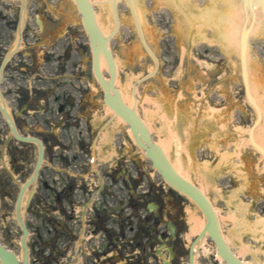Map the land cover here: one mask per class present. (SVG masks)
<instances>
[{
  "label": "rangeland",
  "instance_id": "374dc122",
  "mask_svg": "<svg viewBox=\"0 0 264 264\" xmlns=\"http://www.w3.org/2000/svg\"><path fill=\"white\" fill-rule=\"evenodd\" d=\"M135 1L138 13L134 0L132 5L128 0H119L120 30L110 42L116 58L119 86L123 93L126 92L132 101H135L134 107L153 128L152 134L156 142L160 136L167 139L172 134L179 139L181 145L187 147V153H183L181 157L187 173L186 178L203 190L210 199L219 217L223 235L232 240L230 244L232 251L245 263L263 264L264 237L262 238L260 233L247 231L246 228L254 229L255 226H259L257 220L264 219V160L248 143L247 130L255 121L256 112L248 104L244 94L240 67L237 64L238 54L236 51L228 53L219 50L218 44L213 41H219L220 38L213 34H208L209 40L202 38L195 40L196 34H191L186 14L173 8L172 4H169L170 0ZM190 1L188 0V5H195L200 14L202 9L210 8L213 4L222 10L224 3L222 0H207L202 6L205 8H201L199 0ZM93 3L96 5V13L100 20L104 19L106 25H110L108 21L111 22L107 33L112 32L115 28V18L110 0H93ZM56 14H59L61 20L54 27L58 28L55 34H58L59 30L67 31L68 27L74 29V32L70 33V42L77 44L75 50L81 57V75L89 83L87 89L82 86L75 89L76 97L81 95L79 118L73 114V109L69 110L64 105L66 114L63 117L66 128L72 122H76L77 129L81 127L79 131H70L68 135L79 133L78 144L81 147L84 145L87 147L86 137L90 140L99 139L97 152L99 156L103 145L106 146L103 148L105 154L115 149V145L111 146L112 142L110 143L113 138L119 137L120 141H123L125 147L122 150L124 154L126 153L129 164L127 167L118 164L112 176L115 177L122 171L127 173L128 180H124L123 185L128 191L129 205L133 207L141 205L145 210L158 212L162 220L161 226L166 233L175 232L174 249H169L168 241H164L159 254L160 260L170 264L172 257L169 253L173 250L175 264H188L190 245L198 235L192 230L194 225L192 219L204 221L202 212L192 200L171 188L155 172L144 153L135 145L125 123L115 118L104 105L102 88L91 75V55L85 48L87 36L73 0H60L54 13L55 18L58 17ZM216 15L219 16L218 12ZM40 19L45 27L53 28L46 17L42 16ZM140 21L155 53L145 47H148V44ZM137 22L142 36L138 32ZM214 25L215 32L219 26L218 23ZM206 26L207 30L209 26ZM261 26L262 34L259 38L250 36V70L251 81L254 82L258 100L264 108V22H261ZM206 33L208 31L201 34ZM201 34L199 35L202 36ZM54 38L55 36L50 37ZM48 42L51 44L50 40ZM70 42L59 41V50H64L62 54H58L61 56L60 59L64 60L60 62L64 65V71L69 69L66 68V62L76 64L79 57L75 55L76 60L73 59V50L68 44ZM206 46L214 48H207L203 54L200 53L199 49H205ZM155 54L158 67L154 62ZM50 57V61H53L54 55ZM61 87L63 88L60 92L54 93L59 104H63L68 97H74L72 88L69 89L66 82H63ZM52 101L44 105L46 112L51 110L53 114L56 106ZM29 107H36L37 110V101L33 100ZM1 117L3 118L2 115ZM18 118L20 124L22 123L21 128L18 127L20 132L38 136L36 132L41 130L26 127L27 117ZM50 119L57 120L58 115L54 117H49L47 113L44 117L34 115L33 122L35 120L36 123L46 125ZM2 123L3 121H0V124ZM90 123L93 125L91 130ZM87 124L88 127L85 126ZM262 124L264 120L261 126ZM92 130H97V134L93 135ZM260 131L263 135L264 127ZM0 135V241L22 259L24 257L21 245L22 230L15 206L20 188L34 173L38 148L33 146L32 149L26 150L14 143L9 149L8 145L12 138L5 124L0 127ZM226 152L234 155L222 163L221 155ZM54 156L49 149L46 150L39 178L27 188L21 205L20 217L30 230L28 241L30 264H59L61 256L67 251L73 252L75 247L70 243L65 251L59 240L53 241L54 238L66 233L59 223L60 216L54 211V207L61 208L56 201L57 193L54 190L48 191L49 179L45 175L46 164L52 163ZM99 158L107 160L103 156ZM170 159L171 162H176L175 150L172 151ZM206 164L210 165L209 171L204 168ZM137 172L139 180L132 178V174ZM113 182L117 181L114 179ZM143 183L144 189H139V185ZM144 191L146 193H143ZM113 193L115 191L112 190ZM115 198L119 199V196ZM104 200L112 201V195L106 196ZM49 201L54 203V206L50 207ZM240 205L244 210V217L239 212ZM231 214L239 215V223L242 225H235L229 218ZM148 216L153 217L154 214ZM132 223L135 226L137 224L129 220L128 226L131 231L134 229ZM238 232L243 234L238 236ZM203 240L196 246L198 251L195 264H225L217 254L213 241L209 237ZM247 247L249 248L247 252L242 251V248ZM46 253L50 256L46 257ZM83 262L89 263L86 259ZM83 262L76 259L71 260L70 264Z\"/></svg>",
  "mask_w": 264,
  "mask_h": 264
},
{
  "label": "water",
  "instance_id": "95a60500",
  "mask_svg": "<svg viewBox=\"0 0 264 264\" xmlns=\"http://www.w3.org/2000/svg\"><path fill=\"white\" fill-rule=\"evenodd\" d=\"M75 2L81 14L84 28L89 36V41H90L92 54H93V70H94V74L97 80L99 81L101 87L103 88L104 103L112 111H114L117 116H119L129 125L131 133L135 138L137 146L140 147L145 152L152 166L161 174V176L170 185H172L177 190H179L180 192L188 196L192 201H194V203L200 208V210L204 214V217L206 219V225L202 233L200 234V236L197 238L196 242L200 238L204 237L207 233L209 237L213 240L218 254L221 256V258L224 260L226 264H244L243 261H241L226 244L220 232V227H219L216 213L214 212L209 202L210 199L208 201V199L200 192V190L196 186H194L192 183L184 179L182 176H180L176 172V168H173L171 166L163 150L160 148V146H158L154 142L153 137H152L153 134L150 133L147 126L145 125L141 117L136 112L137 111L136 108H135L136 110L135 111L133 108L128 107L124 103L122 91H119L115 86L116 85L115 80H116V74H117L116 64L114 62L112 52L110 51L108 47V43L112 35L118 30V27H119V21H118V18L116 15V9H115L116 0H113V9L116 15V31L113 34L109 35L108 37H105L103 35L102 31L100 30L98 26V23H97L98 21H96L94 8L92 4L90 3V0H75ZM134 3H135L136 10H137V5H136L135 0H134ZM224 5L225 4L223 3L222 11L226 10V7ZM254 5H255V10H253ZM231 6H233V4H231ZM241 7L245 11H247V8H248V10H250L252 13H249V12L243 13ZM237 8H236L237 9L236 11L234 10L233 12L231 11L227 12L228 14L231 13V16H233L234 19H233V23H231L230 25H225L226 27L225 28L223 27V30L227 31L232 28L235 29V33L233 37L229 36V38L235 44V47L239 48V35L241 33L240 27L245 26L244 27L245 29V28H248V26H251V28L253 26L254 30L251 33L256 32L257 28H259L256 34L253 33L254 36L252 34L250 36H253L256 38H259L261 36L262 34L261 21L264 22L263 20L264 19V13H263L264 12V0H241V5L238 4ZM118 13H119V0H118ZM137 13H138V10H137ZM138 17H139V14H138ZM228 17L229 16H224L223 20H221V23H228L227 22ZM140 24H141L143 34H144V37L146 39L149 49L155 53L153 47L151 46L146 36V33L144 31L141 21H140ZM231 25H234V27ZM251 28L244 31L241 37V45H240L241 73H242V79H243L247 99L257 112V120L252 125L250 135H249L250 142L253 145V147L264 157V150L254 141L261 128V124L260 126L257 127V125L261 121V111L257 106L256 97L251 96L250 42H249L248 55H247V39H248L249 31ZM260 29H261V32H260ZM155 57H156V54H155ZM155 57H154V62H156L155 59L157 58ZM102 58L105 60L107 67H108L109 80H106L103 77L101 70H100V61ZM247 65H248V72H249V77H250L249 80H248ZM11 128H12L13 133L18 139L22 141H27V142L33 141L40 145V156H39V160H38V164L36 168V174H37L40 168L42 157H43L42 143L40 141H37L36 139L23 138L16 133V130L13 126ZM255 129H256V132L253 136V132ZM35 179H36V175H34L32 180L34 181ZM27 185L24 186L19 196L17 210H19L22 195ZM22 227L24 230L23 240H22L23 249H24L23 262L20 263L17 257L15 256V254L11 252L10 250L6 249L0 243V263L1 264H28L27 262L28 251H27V247L25 244V239L28 235V231L23 223H22ZM192 250H193V247L191 248V252H190V264H194V255H193Z\"/></svg>",
  "mask_w": 264,
  "mask_h": 264
},
{
  "label": "bare ground",
  "instance_id": "6f19581e",
  "mask_svg": "<svg viewBox=\"0 0 264 264\" xmlns=\"http://www.w3.org/2000/svg\"><path fill=\"white\" fill-rule=\"evenodd\" d=\"M92 2H93V0H92ZM174 2H176V3H174ZM174 2H170V5L172 4V6H173V8H175L177 11H179V12H182L183 10H184V8L185 9H187V1H184V0H177V1H174ZM204 12H205V14L204 15H201V16H204V17H207V16H209V17H211V19H212V16H211V11L210 10H208V8H206L205 10H204ZM207 14V15H206ZM96 17H97V21H98V25L100 26V28L102 29V31L106 34L107 32H108V28L111 26V22L110 21H108V23L110 24V25H106L104 22V19H102V21L100 20V18H99V15H97L96 14ZM205 20H204V24H210V26H211V22H209V19L207 18H204ZM262 22V21H261ZM105 24V25H104ZM231 42V41H230ZM229 45H230V43H229ZM238 50H239V48H237ZM239 52V51H238ZM114 59H115V61H116V58H115V55H114ZM117 64V63H116ZM101 70H102V72H103V74H104V76H107V75H105L106 74V70H107V68H106V64L104 63V60H102L101 61ZM253 84H254V82H252L251 81V96L252 97H256V103H257V106H258V108L260 109V111L262 112V123H263V120H264V108L262 107V104L259 102V100H258V95H257V92H256V89L254 88V86H253ZM116 88H118L120 91H122L121 90V88H120V86H119V81H118V78L116 79ZM122 95H123V98H124V102L128 105V106H135V101L133 102L132 101V99H131V97L129 96V94H127L126 92H124L123 93V91H122ZM155 109H156V112H157V105H156V107H155ZM119 121H121L120 119H118ZM145 121V120H144ZM146 122V121H145ZM146 124H147V122H146ZM147 126L149 127V129H150V131L152 132V127H151V125L149 126L148 124H147ZM263 127H264V124H262V126H261V128L263 129ZM257 129V128H256ZM256 129L254 130V132H253V136H254V134H255V132H256ZM262 129H260V130H262ZM259 130V132H258V134H257V136H256V138H255V142H256V144H258L263 150H264V134L263 135H261L260 134V131ZM249 132V128H248V130H247V133ZM160 134H161V132H160ZM158 146H160V148L163 150V152L166 154V157L168 158V161H169V163L171 164V166L173 167V168H176V171L181 175V176H183L185 179H186V177H187V173L185 172V170H184V167H183V164H182V159H181V157H182V154L183 153H187V147L186 146H183V145H181V143L179 142V139L177 138V137H175L174 135H170L167 139H163L161 136L158 138V142L156 143ZM173 150H175V152H176V156H177V160H176V162L175 163H173V162H171V156H172V151ZM234 155V153H232V154H230V153H228V152H226V153H224V154H222L221 155V160H222V163H225L226 161H228V160H230V157L231 156H233ZM204 168L207 170V171H209L210 170V165L209 164H206V165H204ZM204 194H205V192L203 191V190H201ZM211 203V202H210ZM211 205H212V203H211ZM212 207H213V209H214V211L216 212V210H215V208H214V206L212 205ZM239 212L242 214V217H244V210H243V208H242V205H240L239 206ZM216 214H217V212H216ZM229 218H231L230 220L231 221H233L234 223H235V225H242V224H240L239 223V221H240V218H239V215H237V214H231L230 216H229ZM193 220V227H192V230H193V232L194 233H198V234H200V232L201 231H203V229H204V226H205V220L204 221H202V220H200V219H196V218H194V219H192ZM218 220H219V217H218ZM257 222L259 223V226L257 227V226H255V228L253 229V227H249V228H246L247 229V231L249 230V231H251L252 233H260V234H262V238L264 237L263 236V234H264V219L263 220H257ZM237 223V224H236ZM239 223V224H238ZM219 224H220V220H219ZM220 226V229H222L221 228V225H219ZM245 227V226H244ZM221 232H222V230H221ZM238 234V236L239 235H242L243 233H241V232H238L237 233ZM222 235H223V233H222ZM223 238H224V240L226 241V243L230 246V244L232 243V240L229 238V237H227V236H224L223 235ZM203 239H205V238H202V240H201V242L202 241H204ZM249 250V248L247 247V248H242V251H245V252H247ZM197 251H198V248L197 247H195V256H196V254H197ZM246 264H250V263H246ZM264 264V263H263Z\"/></svg>",
  "mask_w": 264,
  "mask_h": 264
},
{
  "label": "flooded vegetation",
  "instance_id": "af4514ba",
  "mask_svg": "<svg viewBox=\"0 0 264 264\" xmlns=\"http://www.w3.org/2000/svg\"><path fill=\"white\" fill-rule=\"evenodd\" d=\"M60 111H63V108H60ZM44 143L52 152L56 147V155H59L61 152L60 140L55 139L50 136L47 137V134H43ZM31 148V146H29ZM46 177L50 178V172H46ZM158 209V208H157ZM147 224L140 222L137 226V248L139 249L137 259L127 258V255L124 256L123 264H165L164 261L160 260V251L161 245L164 244V241H168L169 249H174L176 236L175 232L166 233L165 229L162 228V220H160L159 213L157 212L156 219H147ZM132 242L126 241L124 243L126 254L133 252ZM157 245L155 246V244ZM163 250V249H162ZM169 256L172 257L170 264H175V254L174 251H170Z\"/></svg>",
  "mask_w": 264,
  "mask_h": 264
},
{
  "label": "crops",
  "instance_id": "0c3cea01",
  "mask_svg": "<svg viewBox=\"0 0 264 264\" xmlns=\"http://www.w3.org/2000/svg\"><path fill=\"white\" fill-rule=\"evenodd\" d=\"M2 2H6V3H13V2H18L19 0H0ZM212 13H211V16H212V19L211 17L207 16V17H204V16H201V15H204L205 13H202L201 15H195L193 12L191 13V16H190V21H191V24L188 25V26H191L193 22H195V24H193L192 28H196L200 31H204L205 29V25H207L206 27L210 26V24H204V18H208L209 19V22H212L213 21V15H214V11L210 10ZM207 15V14H206ZM230 52L232 50H229Z\"/></svg>",
  "mask_w": 264,
  "mask_h": 264
}]
</instances>
